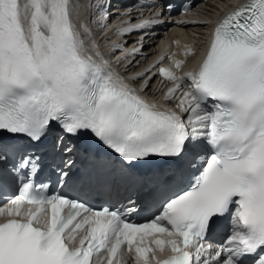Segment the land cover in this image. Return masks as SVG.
I'll return each instance as SVG.
<instances>
[{
    "label": "snow or ice",
    "instance_id": "snow-or-ice-1",
    "mask_svg": "<svg viewBox=\"0 0 264 264\" xmlns=\"http://www.w3.org/2000/svg\"><path fill=\"white\" fill-rule=\"evenodd\" d=\"M71 16L72 0H0V161L14 152L10 174L22 181L19 197L0 207L7 217L0 222V264H97L102 253L107 264H121L122 247L135 251V264H149L154 249L145 241L156 234L180 237L152 241L172 251L156 264H264V0H248L216 25L197 68L181 76L159 69L175 82L165 98L182 93L179 112L149 103L85 55ZM53 122L71 136L94 134L129 169L159 160L179 170L199 161L198 175L187 190L160 201L159 214L146 223L44 194L45 186L36 190L31 182L40 158L10 141L38 143ZM68 175L62 172L61 182ZM25 204L35 211H22ZM221 217L231 226L227 244L202 259ZM84 229L79 245L70 246Z\"/></svg>",
    "mask_w": 264,
    "mask_h": 264
},
{
    "label": "bare ground",
    "instance_id": "bare-ground-1",
    "mask_svg": "<svg viewBox=\"0 0 264 264\" xmlns=\"http://www.w3.org/2000/svg\"><path fill=\"white\" fill-rule=\"evenodd\" d=\"M88 1L89 0H84V1L75 0V3L72 4V10L74 14H78L79 17L81 18L80 21H83L84 23L83 25L84 33L82 34L81 38L84 40V43L88 46L85 52L88 55L92 56V58L97 60L98 63H101L105 67V69L109 70L110 72L119 73V68L115 66L116 63H113L115 65L112 64L114 55H111L110 51L116 45H118L117 43H121V41L118 42L117 40L119 37L123 35L121 33V29H125V27H127L128 24L132 26L138 25L139 23L143 21V18L139 22L134 23V21H137L141 17L139 13H133L130 16L124 15L122 20L118 23L119 27L115 26L117 27L116 29L106 31L103 34L102 32H100L99 35L103 36L101 38V36H96V34L90 29L91 27L89 26V24H86L85 22L86 19H85V16L83 15L85 14L87 18V11L90 8L88 4L86 3ZM106 1L107 0H98V3L104 4ZM231 1L235 3L236 2L240 3L242 0H229V1L225 0L222 3L218 1L217 3L218 5H220V7L218 9V7L213 6V9H217V11L215 10L216 12H214L215 13L214 15L213 14L209 15V13L207 15L205 14L202 15L200 13L196 14L195 16L186 15L185 17H183L184 18L183 24H179L180 26H173L175 24L167 25L168 28L166 29V31L171 26L172 27L169 29V31H167V33L165 31L163 33V36L159 34L158 36L153 37L151 39L152 44L146 45L142 48L141 52H143V54L136 56L135 53H132L130 55L125 56V58H123L122 62H125L126 60L127 62L123 66L125 73L123 75H119L120 78H122V80L125 83L132 85L131 87L134 88L135 92L139 94L141 97H143L145 100H147L149 103L153 102L158 107H160V104L161 106H163V104L160 103V96L165 95V93L163 92H164V89L167 88L168 82L164 80L162 83H160L161 81L160 76L158 77L157 75L153 73L154 71L160 68L159 64H157V66L153 67L147 72H144L153 63H156L157 60H160L158 59V55L156 54L157 50L155 49V47L161 40V43H160L161 45H159L161 51L163 50L164 51L166 50L165 52L168 51L169 56H173L174 61L176 60L183 61V65L181 68H175L172 65H170L171 64L169 61L170 59L168 58L161 62L162 64L161 67L170 68V70L174 72L177 76H179L181 73L179 69L185 68V69H188V71H190L192 69L191 66H193L192 64L193 60L196 59L199 52L203 51L202 47L203 45L207 43L206 37L207 35H209V32L211 31L210 24H212V22L214 21V17L219 16L222 10L230 9L233 3ZM80 3L82 4V6H80V8L78 7V11H77L76 6ZM205 5L208 6L207 4ZM210 6H212V4ZM158 10H159V7L153 8L154 12H157ZM75 22H76V25L79 24L78 20H75ZM156 22L157 20H151V23H156ZM190 26H193V27L195 26L199 30L201 29L202 31H199V32L200 33L202 32V36L200 38L198 37V38L190 39L191 36L189 37L187 31L184 29ZM106 29L107 28H105V30ZM100 43H105L107 47L105 46L104 48H101ZM141 43L142 41L140 42V44ZM103 52L106 55L105 58L103 56ZM133 78L134 80L132 81ZM173 99H170L169 101H166V99H164L163 103L168 104V105L173 104L174 103V102L172 103ZM158 237L161 238V236H157V237H151V239H156Z\"/></svg>",
    "mask_w": 264,
    "mask_h": 264
},
{
    "label": "rangeland",
    "instance_id": "rangeland-1",
    "mask_svg": "<svg viewBox=\"0 0 264 264\" xmlns=\"http://www.w3.org/2000/svg\"><path fill=\"white\" fill-rule=\"evenodd\" d=\"M212 1V2H211ZM224 2L225 0H204L203 2H202V5L204 6V8H202V12H201V14L202 15H207L208 13H209V15H214L215 13L214 12H216L217 11V9H213V6H215V7H218V9H219V7H220V5H218V3L217 2ZM227 1H229V0H227ZM231 2H233V1H231ZM205 4H207L208 6H206ZM212 4V6H210ZM216 4H217V6H216ZM206 6V7H205ZM208 7V8H207ZM210 8V9H209ZM216 10V11H215ZM206 11V12H205ZM186 31H187V33H188V36L190 37V39H194V38H200L201 36H202V32L200 33L199 31H202L201 29L199 30V29H197V27H193V26H190V27H186V28H184ZM183 29V30H184ZM200 35V36H199ZM193 36V37H192Z\"/></svg>",
    "mask_w": 264,
    "mask_h": 264
}]
</instances>
